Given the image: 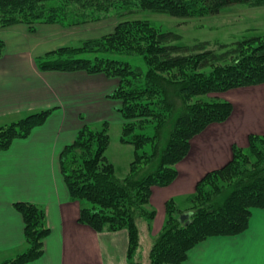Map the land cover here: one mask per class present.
Masks as SVG:
<instances>
[{
  "label": "trees",
  "instance_id": "16d2710c",
  "mask_svg": "<svg viewBox=\"0 0 264 264\" xmlns=\"http://www.w3.org/2000/svg\"><path fill=\"white\" fill-rule=\"evenodd\" d=\"M233 5L261 7L264 0H134L133 8H128L127 0H0V28L24 23L33 32L41 23L70 27L143 11L192 19ZM180 41L177 32L160 31L147 20H122L98 40L35 59L40 71H83L118 81L109 98L117 102L122 118L119 142L133 149L127 173L118 176L107 157L111 141L107 122L83 127L62 150L60 169L71 199L90 203L81 208L79 223L96 232L127 233L129 264H182L197 244L243 233L252 211L264 210V135H251L246 148L233 147L231 160L207 173L184 197L187 207L192 205L184 212L189 216L184 222L175 215L182 209L175 201L165 204L162 230L147 255L141 251L138 223L151 227L155 217L149 205L152 188L173 182L191 139L231 114V103L214 95L264 83V34L231 44ZM3 51L0 41V57ZM85 54L95 56L82 58ZM122 56L136 57L143 65ZM50 112L42 110L1 126L0 151L44 124ZM15 207L23 218L26 249L1 264L39 259L49 234L43 209L30 203Z\"/></svg>",
  "mask_w": 264,
  "mask_h": 264
},
{
  "label": "crops",
  "instance_id": "0c3cea01",
  "mask_svg": "<svg viewBox=\"0 0 264 264\" xmlns=\"http://www.w3.org/2000/svg\"><path fill=\"white\" fill-rule=\"evenodd\" d=\"M106 26L114 28L115 22ZM80 28L54 24L38 25L34 32L26 25L0 29V127L51 110L44 124L0 151V264L26 249L16 203L43 209L49 229L42 256L28 264H129L127 233L96 232L79 223L81 208L90 203L71 199L60 169L62 150L83 127L109 123L111 117L122 124L118 104L109 98L118 81L83 71H40L35 64L37 57L81 39L71 34L82 32ZM219 97L231 103V114L191 139L173 182L152 188L149 203L155 217L150 233L141 224V246L142 237L151 246L162 230L168 201L192 194L202 177L231 160L233 147L244 149L251 135H264V83L230 89ZM182 264H264V210L252 211L243 233L197 244Z\"/></svg>",
  "mask_w": 264,
  "mask_h": 264
},
{
  "label": "rangeland",
  "instance_id": "374dc122",
  "mask_svg": "<svg viewBox=\"0 0 264 264\" xmlns=\"http://www.w3.org/2000/svg\"><path fill=\"white\" fill-rule=\"evenodd\" d=\"M133 2L134 0H127V3H129L128 8L134 7ZM122 20H147L155 27H157L160 31H169V30L175 31L181 35L180 44L183 45H191L194 44L196 41H208L211 44L214 42L222 43V44H231L234 41H237L243 37L252 38L264 34V6L251 8V7H247L246 5H233L221 9L217 14L205 16L202 18H192V19H177L167 14H157L150 11H143V12L131 14L122 17L120 19L117 18V16L115 15H109L98 21L70 26V27L80 26L81 27L80 29H82L83 31L81 32L75 30L76 32H71V34H75V36L77 35L78 39L79 38L81 39L72 43L69 46H78L86 41L98 40L101 37L112 33L118 22ZM113 21L115 22V27L108 28L106 25L112 24ZM54 24L63 26L61 24H56V23H47V24L41 23L35 25V28L38 25H54ZM15 25H26V24L19 23ZM63 27H67V26H63ZM4 28H0V29H4ZM95 48L96 47H93V49ZM93 56L95 55L85 54L82 55L81 57L92 59ZM122 58L124 60L131 61V63L133 64L143 65L142 61L140 59H137L136 57L132 58L128 56H122ZM219 95L220 94H216L214 96L220 98ZM108 120H109V135L111 141H110V146L107 150V157L114 164L117 175L123 177L128 171V166L132 159L133 149L131 146L124 145L119 142L121 125L117 124V122L112 117ZM97 127H99V125L93 126V128H97ZM183 199L176 200L177 205L182 208L181 210L175 212V215L178 214L177 216L184 214V212L186 213V211L192 208V205L187 207L188 200L186 199L183 200ZM150 207L153 209L151 205ZM164 222L165 219L163 220V224ZM141 224L144 225L147 232L149 233L151 232L150 231L151 227H148L147 224L142 221L138 223L139 230L141 229ZM152 224L153 221L151 225ZM139 242H140V237H139ZM141 244H142V246L140 245L141 251L143 253H144L143 250L147 252L150 244L147 242V240L144 237H142Z\"/></svg>",
  "mask_w": 264,
  "mask_h": 264
},
{
  "label": "water",
  "instance_id": "95a60500",
  "mask_svg": "<svg viewBox=\"0 0 264 264\" xmlns=\"http://www.w3.org/2000/svg\"><path fill=\"white\" fill-rule=\"evenodd\" d=\"M189 216L188 215H181L180 217H179V221L180 222H184V220H186L187 218H188Z\"/></svg>",
  "mask_w": 264,
  "mask_h": 264
}]
</instances>
